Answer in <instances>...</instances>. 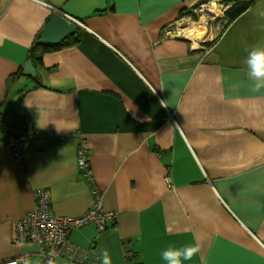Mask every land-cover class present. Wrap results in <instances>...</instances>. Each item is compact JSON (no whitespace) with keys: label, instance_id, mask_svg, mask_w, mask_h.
Listing matches in <instances>:
<instances>
[{"label":"crops","instance_id":"1","mask_svg":"<svg viewBox=\"0 0 264 264\" xmlns=\"http://www.w3.org/2000/svg\"><path fill=\"white\" fill-rule=\"evenodd\" d=\"M210 1L224 14L227 0H0V114L32 132L23 164L0 136V263L40 260L12 238L48 189L57 216H81L98 196L117 212L107 230L69 237L97 264L104 248L113 264H165L162 250L196 242L185 264H264V90L251 91L244 64L264 46V0L192 42L177 22ZM73 33L34 67L36 42Z\"/></svg>","mask_w":264,"mask_h":264},{"label":"built area","instance_id":"2","mask_svg":"<svg viewBox=\"0 0 264 264\" xmlns=\"http://www.w3.org/2000/svg\"><path fill=\"white\" fill-rule=\"evenodd\" d=\"M208 3L205 2L195 8L194 14L200 15L206 12L207 15L215 17L216 14L211 8L216 4ZM227 7L225 8L227 9ZM194 23L200 24L201 21L195 22L192 17L183 16L178 20L177 27L185 30ZM196 27L194 28L196 29ZM31 133L28 125L12 116H1L0 114V136L10 146L13 157L19 164L24 162L25 142ZM77 155L80 175L94 188V194L97 196L98 188L93 176L88 149L81 144L78 147ZM34 197V209L15 223L13 242L32 243L39 247L40 260L34 264H48L49 260L53 262L61 260L71 264H97V258L91 257L88 250L72 243L69 237L73 231L91 224L96 225L101 232L107 230L110 224L115 222L117 212L105 210L102 198L98 196L92 207L81 216L60 217L52 210L50 190H37ZM0 264L27 263L21 257Z\"/></svg>","mask_w":264,"mask_h":264},{"label":"clouds","instance_id":"3","mask_svg":"<svg viewBox=\"0 0 264 264\" xmlns=\"http://www.w3.org/2000/svg\"><path fill=\"white\" fill-rule=\"evenodd\" d=\"M257 15L264 19V10H260ZM264 31V25L260 26ZM247 76L251 82V91L259 92L264 90V46H253L244 60ZM203 237H197L202 240ZM201 252V243L196 242L183 247L168 246L161 252V259L165 264H185L192 261ZM54 255V254H53ZM101 264H113L112 256L108 249L104 248L100 252ZM48 264H54L49 260Z\"/></svg>","mask_w":264,"mask_h":264},{"label":"trees","instance_id":"4","mask_svg":"<svg viewBox=\"0 0 264 264\" xmlns=\"http://www.w3.org/2000/svg\"><path fill=\"white\" fill-rule=\"evenodd\" d=\"M224 5H228L229 8L225 11L224 19L227 24H231L244 12H246L253 4L254 0H227L223 2ZM191 12H187L185 15H189ZM192 14V13H191ZM194 20L198 19V16L193 15ZM76 33H73L68 38L64 39L58 44L47 45L40 42H36L30 53V60L32 61L35 68L39 69L42 67V58L46 53L57 51L62 48L74 45L77 42Z\"/></svg>","mask_w":264,"mask_h":264},{"label":"rangeland","instance_id":"5","mask_svg":"<svg viewBox=\"0 0 264 264\" xmlns=\"http://www.w3.org/2000/svg\"><path fill=\"white\" fill-rule=\"evenodd\" d=\"M206 3H208V2H206ZM209 3H214V2H209ZM208 3V4H209ZM210 6H212V5H210ZM218 9V7L216 8V10ZM226 9V8H225ZM228 9V8H227ZM226 9V10H227ZM225 10V11H226ZM218 11V13H215L216 14V17H215V19H213L212 20V18H208V15H207V13L205 12V13H201L200 15H196V16H198V19L197 20H194V17L192 16V18H193V20L195 21V22H200L201 21V23L200 24H193L192 26H189V29H194V27H196V26H198V25H201L202 27L201 28H198L199 29V32H197L198 33V35L199 36H201V43L203 42V43H206L208 40H209V38H210V34H209V30L212 28L213 30H215V33H221V31L224 29V26H225V24H226V20L224 19V14H225V11H224V14L223 13H221V11L220 10H217ZM211 17V16H210ZM203 18V19H202ZM208 18V19H207ZM220 18H222V19H220ZM206 19L208 20L207 21V23H205V21H206ZM183 29H185V28H183ZM196 33V32H195ZM207 35H208V37H207ZM188 36V38H190V40L192 41V42H194V40H193V38L192 37H190L189 35H187ZM192 38V39H191ZM200 43V44H201Z\"/></svg>","mask_w":264,"mask_h":264},{"label":"bare ground","instance_id":"6","mask_svg":"<svg viewBox=\"0 0 264 264\" xmlns=\"http://www.w3.org/2000/svg\"><path fill=\"white\" fill-rule=\"evenodd\" d=\"M211 10L213 11V12H215V13H218V11L216 10V6L215 5H213L212 6V8H211ZM184 32L187 34V35H189L190 37H192L193 38V40L196 42V43H201V36H199L198 35V33L197 32H199V29H189V28H186L185 30H184ZM196 32V33H195ZM191 38V39H192Z\"/></svg>","mask_w":264,"mask_h":264}]
</instances>
